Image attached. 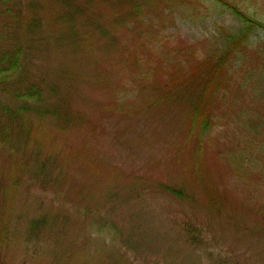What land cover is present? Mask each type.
I'll use <instances>...</instances> for the list:
<instances>
[{"label":"rangeland","instance_id":"1","mask_svg":"<svg viewBox=\"0 0 264 264\" xmlns=\"http://www.w3.org/2000/svg\"><path fill=\"white\" fill-rule=\"evenodd\" d=\"M236 5L251 20L264 23V0H192L185 9L189 14L163 33L165 45L173 41V47L197 48L203 56L220 52L227 34L237 35L246 25L234 13ZM102 22L109 25L112 18ZM260 29L262 40L253 38L255 47H264V28ZM80 35L72 40L84 42L83 38L84 44L76 50L57 49L54 54L60 58H52L47 67L51 75L64 70L75 75L67 80L69 89L59 94L72 110L85 115L86 124L68 132L50 122L46 130L39 125L44 139L39 137L37 163L50 153L56 156L54 150L60 147L71 160L78 156L63 188L46 192L27 177L16 184L23 166L17 170V156L0 145V264H264V173L250 170L247 158L254 157L255 145H248L247 135L237 130L239 109L242 103L249 106L247 88L240 85L246 73L256 76L251 85L259 82L264 60L250 55L223 89L206 98L213 123L199 137L189 114L203 89H189L188 102L139 110L141 106L127 97L139 89H112L107 84L126 83L131 88L130 74L110 66L96 36ZM165 45L157 42L143 51L148 67H163L160 54H168ZM236 65L242 67V61ZM257 158L264 161V156ZM8 182L11 188L6 190ZM164 184L182 186L188 198L167 193ZM111 189L118 195L119 211L108 203ZM84 210L86 217L81 216ZM38 211L50 213L58 224L44 229L39 242L28 236ZM91 220L100 222L93 226ZM107 221L124 229L128 246L111 240L110 232L104 231ZM84 225L86 233L79 235ZM256 225L261 228L254 233Z\"/></svg>","mask_w":264,"mask_h":264},{"label":"trees","instance_id":"2","mask_svg":"<svg viewBox=\"0 0 264 264\" xmlns=\"http://www.w3.org/2000/svg\"><path fill=\"white\" fill-rule=\"evenodd\" d=\"M191 1L0 0V145L17 156V164H20L15 165L17 170L23 166L16 184L23 183L27 177L46 192L63 188L71 165L78 159L76 156L75 160H71L70 155H64L65 151L60 147L54 150L56 156L50 153L40 163L36 162L40 155L39 137L44 139L40 124L47 126L50 122L61 132L86 124L85 115L72 110L67 98L59 94L60 89H69L70 86H65L68 85L67 80L74 79L75 75L66 70L51 75L47 67L52 58L59 57L54 54L57 49L67 47L76 50L84 44L86 41L83 38L84 42L72 40L81 33L86 37L96 36L98 42L104 45L103 53L108 56L110 66L130 74L131 88H127L126 83L111 86L109 81L107 84L112 89H139L138 93L127 96L128 101L141 106L139 110L170 101L188 102L186 93L189 89H203L194 98L189 118L192 120L191 127H199L197 135L201 137L205 134L213 123L209 109L205 107L206 98L211 99L223 89L230 81L229 76L245 67L250 55L257 54L264 60V47L260 44L255 47V41L262 40L259 31L264 28V23L258 18L259 21L251 20L248 13L236 5L233 11L245 20L246 25L237 35L227 34L220 52L203 56L197 48L190 51L179 44L173 47V41L172 45L169 42L165 45L163 33L171 23L189 14L185 9ZM196 1L193 0V3ZM106 17L112 18L109 25L102 22ZM157 42L165 45V52L168 53L160 54L163 67L159 70L157 65L148 67L142 59L143 51ZM240 61L242 67L236 65ZM234 70L236 73H233ZM246 76L240 86L247 88L245 99L249 106L242 103L237 130L247 135L245 141L248 145H255L254 157L247 158L251 163L250 170L258 169L264 173V161L257 158L264 156V71L255 85L249 81H255L253 78L256 76L252 73H246ZM103 79L109 80L105 75ZM236 156L232 155V160L237 168ZM9 188L10 182L6 190ZM162 188L169 194L188 198L182 186L164 184ZM109 191L111 193H106L108 203L113 210L119 211L121 207L115 201L118 197L116 190ZM35 216L29 224L28 236L30 240L39 242L44 229L52 230L58 224L50 213L38 211ZM81 216H88V210L82 211ZM99 222L91 220L90 224L97 226ZM260 228L256 225L252 232H259ZM86 230V225L81 226L78 234L85 235ZM104 231L110 232L108 236L114 243L122 242L128 246L129 241L124 240L127 233L124 235V229L114 222L107 221ZM200 233L202 241L204 235ZM60 235H55V242ZM7 237L11 239L10 234ZM61 240L59 238V242Z\"/></svg>","mask_w":264,"mask_h":264}]
</instances>
